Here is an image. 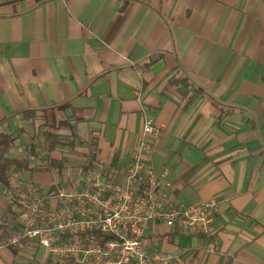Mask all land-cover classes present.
Wrapping results in <instances>:
<instances>
[{"label":"crops","instance_id":"1","mask_svg":"<svg viewBox=\"0 0 264 264\" xmlns=\"http://www.w3.org/2000/svg\"><path fill=\"white\" fill-rule=\"evenodd\" d=\"M145 117L159 133L142 157L171 202H219L210 233L149 223L147 249L264 264V0H0V134L41 168L8 188L49 194L68 172L126 166ZM45 263L37 242L0 248V264Z\"/></svg>","mask_w":264,"mask_h":264},{"label":"built area","instance_id":"2","mask_svg":"<svg viewBox=\"0 0 264 264\" xmlns=\"http://www.w3.org/2000/svg\"><path fill=\"white\" fill-rule=\"evenodd\" d=\"M158 133L145 117L141 140L124 167L79 168L49 194L30 181L0 190V199L9 198L16 212L5 217L6 209L0 210V248L34 241L49 264H173L170 253L147 249L146 226L162 222L191 235L208 234L219 202H171L168 182L142 157L146 137Z\"/></svg>","mask_w":264,"mask_h":264},{"label":"trees","instance_id":"3","mask_svg":"<svg viewBox=\"0 0 264 264\" xmlns=\"http://www.w3.org/2000/svg\"><path fill=\"white\" fill-rule=\"evenodd\" d=\"M18 133H1L0 134V185L3 188L10 187V179L13 175L18 174L23 171H32L34 169H41L37 167L30 168L29 166V157L35 156L34 148L27 147L26 153L23 157L13 156L10 152L13 147L16 146V139ZM52 145V144H51ZM55 145L50 146L49 149L54 148ZM64 161H48L47 166L43 168H48L49 166L55 168L57 172L61 171L63 168ZM89 167V165H88ZM52 191H55V187H51ZM9 214L16 215V212L13 208V202L10 201L8 204Z\"/></svg>","mask_w":264,"mask_h":264}]
</instances>
